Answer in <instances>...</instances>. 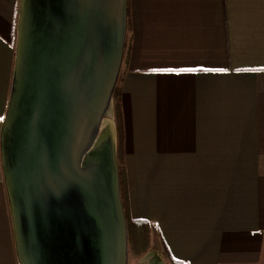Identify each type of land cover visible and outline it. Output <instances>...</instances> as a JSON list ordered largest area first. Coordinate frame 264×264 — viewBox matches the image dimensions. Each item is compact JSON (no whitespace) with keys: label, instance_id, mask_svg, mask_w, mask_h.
<instances>
[{"label":"crops","instance_id":"obj_1","mask_svg":"<svg viewBox=\"0 0 264 264\" xmlns=\"http://www.w3.org/2000/svg\"><path fill=\"white\" fill-rule=\"evenodd\" d=\"M19 1L0 0V133ZM117 88L125 210L165 263L264 264V0H128ZM0 264H20L1 141Z\"/></svg>","mask_w":264,"mask_h":264},{"label":"water","instance_id":"obj_2","mask_svg":"<svg viewBox=\"0 0 264 264\" xmlns=\"http://www.w3.org/2000/svg\"><path fill=\"white\" fill-rule=\"evenodd\" d=\"M127 17L128 0H21L0 133L20 264H129L117 130L105 121ZM156 255L139 264H166Z\"/></svg>","mask_w":264,"mask_h":264},{"label":"trees","instance_id":"obj_3","mask_svg":"<svg viewBox=\"0 0 264 264\" xmlns=\"http://www.w3.org/2000/svg\"><path fill=\"white\" fill-rule=\"evenodd\" d=\"M116 98H117V105H116L117 129H118V138H119V148L121 150L122 140H123V135H124V123H123L122 106H121V101H120V91L118 90V88L116 89ZM121 187H122V177H121ZM124 207H125V203H124ZM126 216H127L128 229H129L130 253L133 255L136 254L137 256H142L148 251V248L144 246L143 231H144V228H147V230L150 231L151 225L148 221H145V220L131 219L128 216L127 212H126ZM164 252L167 256H169L165 243H164ZM174 264H180V263L174 261Z\"/></svg>","mask_w":264,"mask_h":264},{"label":"rangeland","instance_id":"obj_4","mask_svg":"<svg viewBox=\"0 0 264 264\" xmlns=\"http://www.w3.org/2000/svg\"><path fill=\"white\" fill-rule=\"evenodd\" d=\"M19 2L21 3V0ZM19 15H20V7H19V14H17L16 24H15V44L16 45H17V36H18V27H19ZM127 19H128V17H127ZM127 32H128V28H127ZM126 37H127V34H126ZM116 105H117V98H116V88H115V91L113 94V100H112V104H111V110L105 116V121L113 120V122L116 126V130H118L117 129V117H116ZM104 125H105V123L103 124V126ZM118 150L119 149H118V145H117V154H118ZM118 162H119V155H118ZM119 168H120V164H119ZM14 237H15V234H14ZM143 238H144V246H146L148 248V251L142 256H137L136 254L133 255L130 253L129 254V264H139L142 262L150 261L154 254H159L161 256V258L163 259V261L165 262L166 259L163 256L162 248H161V241L158 239L159 238L158 235L155 232H153L152 229L149 231V230H147V228H144ZM15 245H16V242H15Z\"/></svg>","mask_w":264,"mask_h":264},{"label":"bare ground","instance_id":"obj_5","mask_svg":"<svg viewBox=\"0 0 264 264\" xmlns=\"http://www.w3.org/2000/svg\"><path fill=\"white\" fill-rule=\"evenodd\" d=\"M110 122H113V120L112 121L110 120ZM153 259L154 260H152V261H159L158 256L156 254L153 255Z\"/></svg>","mask_w":264,"mask_h":264},{"label":"snow or ice","instance_id":"obj_6","mask_svg":"<svg viewBox=\"0 0 264 264\" xmlns=\"http://www.w3.org/2000/svg\"><path fill=\"white\" fill-rule=\"evenodd\" d=\"M0 119H2V117H0Z\"/></svg>","mask_w":264,"mask_h":264}]
</instances>
